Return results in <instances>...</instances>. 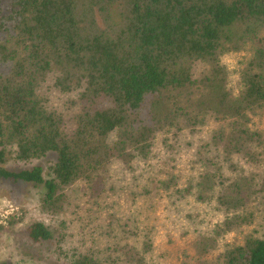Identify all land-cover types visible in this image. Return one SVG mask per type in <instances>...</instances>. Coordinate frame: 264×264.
I'll return each instance as SVG.
<instances>
[{"label":"trees","instance_id":"obj_1","mask_svg":"<svg viewBox=\"0 0 264 264\" xmlns=\"http://www.w3.org/2000/svg\"><path fill=\"white\" fill-rule=\"evenodd\" d=\"M263 121L264 0H0V178L43 189L36 263L264 264Z\"/></svg>","mask_w":264,"mask_h":264},{"label":"rangeland","instance_id":"obj_2","mask_svg":"<svg viewBox=\"0 0 264 264\" xmlns=\"http://www.w3.org/2000/svg\"><path fill=\"white\" fill-rule=\"evenodd\" d=\"M231 67H234L236 58H226ZM264 128V121L262 124ZM48 161L41 163L47 165ZM24 167H8L10 170H20ZM42 188L24 182L14 183L12 180L0 178V263L6 264H40L32 259L36 247H32L25 232L26 226L35 220L46 219L40 211V197ZM165 210L159 213L166 217ZM11 222H16L10 226ZM178 239V237L174 238ZM170 238L162 232L159 237L158 249L167 250L172 254L169 261L176 260L180 255V246L169 241ZM185 241H189L185 239ZM38 252V250H37ZM39 257V256H37ZM46 261V260H45ZM42 261L43 264H49Z\"/></svg>","mask_w":264,"mask_h":264}]
</instances>
